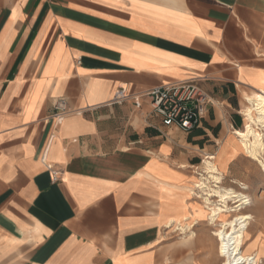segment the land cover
<instances>
[{"label": "crops", "instance_id": "1", "mask_svg": "<svg viewBox=\"0 0 264 264\" xmlns=\"http://www.w3.org/2000/svg\"><path fill=\"white\" fill-rule=\"evenodd\" d=\"M185 80L212 102L189 132L147 95ZM261 88L264 0H0V264H220L188 188Z\"/></svg>", "mask_w": 264, "mask_h": 264}, {"label": "bare ground", "instance_id": "2", "mask_svg": "<svg viewBox=\"0 0 264 264\" xmlns=\"http://www.w3.org/2000/svg\"><path fill=\"white\" fill-rule=\"evenodd\" d=\"M243 99L246 105L241 113L245 123L242 129L234 128L233 133L238 137L244 155L255 160L264 172V88L244 94ZM215 157L208 154L203 159V173L193 187L188 188V195L202 198L208 211V221L216 227L213 234L217 237L220 264H258L261 262L259 252L248 253L243 247L245 232L255 218L243 210L252 205V199L243 192L221 186L223 173L213 161ZM261 186L263 183L258 188ZM240 188L247 189V186L242 184ZM230 201L233 205L229 204ZM225 213L232 214L227 218ZM221 217L225 219L220 220ZM186 227L188 225L183 223L177 225L182 231Z\"/></svg>", "mask_w": 264, "mask_h": 264}, {"label": "built area", "instance_id": "3", "mask_svg": "<svg viewBox=\"0 0 264 264\" xmlns=\"http://www.w3.org/2000/svg\"><path fill=\"white\" fill-rule=\"evenodd\" d=\"M147 95L152 114L161 119L163 126H176L186 132L202 127L212 105L208 93L195 80L157 86ZM125 96V88L120 87L115 91L113 101L120 102ZM66 113L64 100H57L51 118L58 122ZM54 175L57 176V173Z\"/></svg>", "mask_w": 264, "mask_h": 264}, {"label": "rangeland", "instance_id": "4", "mask_svg": "<svg viewBox=\"0 0 264 264\" xmlns=\"http://www.w3.org/2000/svg\"><path fill=\"white\" fill-rule=\"evenodd\" d=\"M242 108H244V106L246 105L245 100L243 99L242 101ZM236 114H238V116L240 117V125L239 127L234 126L236 129H242L243 125L245 123V120L243 118V115L241 113V111H239V109L236 110ZM230 130V133H229ZM217 130L212 131L213 134H216ZM229 133V134H228ZM228 134V135H227ZM227 135V136H226ZM222 137L226 136L225 140L222 141L219 144V151H217L215 154L216 157L213 159V161L216 163V165L218 166L221 174H222V183L221 186L226 187V188H233L236 191L239 192H243L245 194H247L251 199H252V205L250 207L245 208L243 211L244 212H249L252 213L253 210H256L258 207V204L260 202H264V172H262L261 167L259 166V164H257V162L247 156L244 155L240 141L238 139V137L233 133V129H226V126L224 125L222 134ZM215 143V142H214ZM238 150H240L243 154L241 155V157H238V159L234 162V166L235 164H238L240 167L241 166H245L247 169L244 170L243 172V176L241 178H236L234 176H226L224 178V172L226 171V167L227 164L229 162V160L231 159V157L236 153L239 152ZM229 151V152H228ZM220 152V153H219ZM203 158V157H201ZM199 161V162H198ZM195 162L201 163V160L198 159ZM227 162V163H226ZM226 163V164H225ZM233 166V167H234ZM203 167V164H202ZM199 172L202 171V169H198ZM233 171V170H232ZM231 171V172H232ZM201 177V176H200ZM199 177V178H200ZM199 178H196L194 182L198 181ZM237 179V180H235ZM238 180H240L238 182ZM193 183L191 186L189 187H193ZM237 183V184H236ZM259 183H263V188H258V184ZM244 184L247 186V189H241V185ZM198 189H196L197 191ZM260 190V191H259ZM194 200L191 202V207L192 210L191 212L195 215H193L191 218H206L208 220V211L207 209L204 207V203L202 198L193 196ZM230 205H233L231 203V201L229 202ZM227 214V218H230V215L232 213H225ZM253 214V213H252ZM254 215V214H253ZM226 217V216H225ZM225 217H221V219H225ZM216 227L214 225H211V229H212V234L213 231ZM179 229V228H177ZM181 230V229H179ZM214 235V234H213ZM213 235H211V241L213 243V245H216V252H217V237H215V241H213ZM248 237V229L245 232V238H244V245L243 247H246V238ZM259 252V256H260V260L261 262H259L258 264H264V249L259 251V250H254L253 252ZM261 253V255H260ZM221 262V261H220Z\"/></svg>", "mask_w": 264, "mask_h": 264}, {"label": "trees", "instance_id": "5", "mask_svg": "<svg viewBox=\"0 0 264 264\" xmlns=\"http://www.w3.org/2000/svg\"><path fill=\"white\" fill-rule=\"evenodd\" d=\"M235 116H237V115L234 114V117H235ZM238 117H239V116H238ZM238 121H239V122L236 123V127H239V125H240V119H239Z\"/></svg>", "mask_w": 264, "mask_h": 264}]
</instances>
